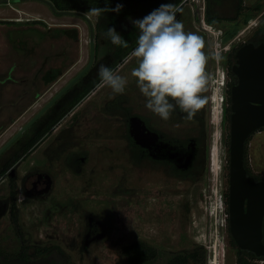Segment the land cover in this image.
<instances>
[{
    "label": "rangeland",
    "instance_id": "rangeland-1",
    "mask_svg": "<svg viewBox=\"0 0 264 264\" xmlns=\"http://www.w3.org/2000/svg\"><path fill=\"white\" fill-rule=\"evenodd\" d=\"M199 3L202 4V0ZM201 4L189 0L182 5L183 11L177 14V19L183 23L186 32L203 39V51L208 56L205 74L216 64L221 67L220 75L222 72L225 75L222 64L225 53L247 41L256 30H264V0H243V8L235 19L209 24L214 31L221 30L223 38L225 32L235 34L228 41L223 40L224 47L230 41L233 45L227 49L222 47L217 55L216 34L201 26L206 0L203 10ZM235 5L236 0L212 1L211 10L230 18L235 15ZM15 6L31 13L43 7L36 1H24ZM19 14L27 17L0 5V17ZM90 15L94 17L92 12ZM72 20L80 22L75 17ZM14 26L0 25V144L7 138L2 132L35 97V92L23 94L19 86L6 82L9 69L15 63H22L21 59L26 57L25 50L19 47V42L24 40L13 45L7 38V28L13 30L9 34L13 36ZM21 26L30 30L37 24ZM80 32V37L85 39L84 28ZM44 45L42 43L37 49L43 52ZM113 49L109 44H98V48L94 44L95 74L101 65L106 66L112 60L109 52ZM215 56L219 57L217 61ZM127 57L114 71L127 79L125 92L113 94L104 82L99 88L100 97H94L83 107L85 116H78L71 126L69 122L63 124V129L68 127V130L62 134L72 132L71 137L63 138L59 143L47 139L21 163L20 174L31 161L36 167L50 171L55 187L45 198H31L18 191L17 221L10 220L8 215L0 220V248L17 250L24 244L31 258H34L30 253L35 248H46V253L34 258L32 264H130L124 250L141 242L156 251V257L146 264H166L176 254L194 251L198 259L188 264H215L214 259L216 264H236L237 250L229 239L225 197L228 192L229 125L222 118L224 105L220 104L218 122H214L211 108L213 123H206L210 163L196 173L181 175L159 165L138 163L129 143L126 115L136 112L138 98L144 97L132 75L139 60L134 51ZM212 85L214 92H218L220 103H224L225 95L219 82ZM43 87L35 89L40 92ZM203 92L207 93L206 86ZM60 100L61 97L53 105H58ZM164 122L161 126L166 131L174 134L184 131L178 123L167 128ZM185 124L186 128L191 127L188 132L194 133L193 124ZM47 146L53 153L45 150ZM55 148L61 151H54ZM246 149L250 172L264 179V127L252 133ZM73 151L86 156L80 172L73 171L67 164L75 157ZM215 152L219 156L218 167L212 163ZM46 163L48 168L43 167ZM9 184L7 178L0 183V197L8 195ZM214 192H217L216 197ZM214 205L218 209H212ZM89 218L98 226L93 221L90 223ZM252 261L264 264V260Z\"/></svg>",
    "mask_w": 264,
    "mask_h": 264
},
{
    "label": "flooded vegetation",
    "instance_id": "flooded-vegetation-1",
    "mask_svg": "<svg viewBox=\"0 0 264 264\" xmlns=\"http://www.w3.org/2000/svg\"><path fill=\"white\" fill-rule=\"evenodd\" d=\"M24 1L39 2L43 6L47 7L51 12V14H53L54 16H67V15H55L50 10L49 6L46 3L38 0H8L6 3H0V5H5L9 7V9L15 13H24L28 15L29 18L20 16L21 14L17 16H4V17H0V25L7 24L8 26H14V25L21 26V25H25V23H30V24L32 23V25L35 23L39 27L37 28V30H39L38 32H40L41 38L44 40L70 39L77 42H79V40L82 39V37H80V34H82L80 31L81 28L82 29L84 28L86 34V38L84 40L88 44L90 42V35L92 28L94 44L97 45L112 44L110 40L106 37L105 35L106 33L100 32L98 30L97 27L98 16L96 15H94V17L92 16L94 18L93 19L89 14L92 11L74 10L84 13L90 22H88L86 19L82 17L70 16L79 19L80 22L68 24V25L49 24L47 21H45L44 18H42L39 15H37L34 18H30V15L32 14H30L29 12H25L15 6V4ZM48 1H50L52 5L57 9L56 4L53 0H48ZM57 10H62V9H57ZM63 10H72V9H63ZM126 26L127 25L119 26V29L123 30L126 28ZM27 29H28L27 27L22 28L20 31L18 30L19 32L18 35L14 34L12 36L11 34V36H9L10 32L12 33L13 30L7 28L6 30V35H8L7 38L11 41H13L15 37L22 40L32 39L33 41H36L38 39L37 36L32 34L29 35L28 34L29 30ZM136 32L138 36L139 33L137 29ZM127 42L133 43L135 41L132 38L127 40ZM244 43H250L249 39ZM244 43L237 44L235 46L236 51ZM20 49L24 51L22 47ZM224 59L225 61L223 60L222 63L224 64V68H225L224 78L226 77L227 79L225 81V84L223 86L220 85L219 87L222 93H224L225 95L224 103L221 102V104L224 105V107H226L229 105L228 97L231 96V88L237 83V77L232 72L236 80L231 87H228V82L231 80L230 71H232V66L235 64L236 58H235V62L232 64L230 63V65L228 63L229 58L224 57ZM94 63L92 62L91 66L87 69V71L73 85L75 88L78 89L77 93L80 92L83 87L82 86L83 84H81L82 82L83 83L93 82L97 78L98 73L97 74L94 73L95 71V68H93L95 66ZM220 68L221 67L217 66L216 64L214 69L210 67L208 74L206 75L207 82L205 86L207 87V93H204L203 91L200 93V95L204 99V104L192 117H189L186 113L180 111V109L177 107L176 110L171 114L170 118L168 120H165L164 122V120L156 117L157 115L153 114L150 110H148L145 107V102H146L145 98H141V99L138 98L137 111L134 112L133 114L128 113L126 115L127 135L129 138V143L131 145L132 151L135 153L138 163H148L149 165L152 166L159 165L164 168L170 169L172 173H177L181 175H186L190 172L196 173L197 170L204 167L206 163L207 164L210 163L211 151L208 150L210 145L209 146L207 145V141L208 140L210 141V138H208L206 123L207 121H211L210 113H211V108L214 106L213 99L215 96L214 94L216 93V92L214 93L212 84L214 82L220 81L219 80ZM97 86L98 84L95 86V88ZM230 105H231V97H230ZM47 112L48 111H46V113L42 116L43 118L41 122L38 123V120L36 119L8 147H6L4 151L0 153V183H3L5 178L9 179L10 181L9 184L10 189L8 195L4 197H0V220L5 215H8L10 220H12L10 215V210L13 203L16 204L18 191L26 194L28 197L31 198H45L46 196H49V194H51L53 188L55 187L53 175L50 173V171L44 169L42 170L36 167V163L34 161H31L28 167L23 168L21 174L18 171L20 170L21 163L25 162L27 157L35 150V148L39 145L41 141L43 140L45 141V139L49 137L52 138L53 142L59 143L61 139L72 136V133L62 134V132L64 130L67 131L68 128L65 129L62 128L63 130L61 129L60 132L52 136L53 129L58 123H56L51 128L50 131L44 132L45 128L48 126L49 122L53 117L52 115L53 112L50 113ZM133 116L137 117L140 120V124L138 126L139 131L137 133L136 140H134L131 137L130 128H129V120ZM163 122H164V126H167V128L168 125H174L175 123H178V125H182L184 131L179 134L177 133L174 134L171 131H166L163 129V126H161ZM211 122L213 123V121ZM185 123L193 124L192 129H194L193 131L194 133L188 132L190 131L188 130V128L191 127L186 128ZM229 134H230V124H229ZM10 138H12V136ZM10 138L8 140H10ZM55 139L57 140L55 141ZM4 144H2L0 148ZM45 150L47 152L49 151L48 153L51 152L53 153V150H51L49 146H47ZM56 150H58L59 152L61 151L60 148L58 149L55 148L54 151ZM71 153H74L75 157L72 160H70V162L68 161L67 164L73 171L80 172L82 165L86 161V156L84 155V153L79 151H73ZM46 166L47 163L43 167ZM34 177L36 178L35 180H33ZM92 221L93 220L91 218L89 222L91 223ZM93 222L94 224H96L95 221ZM96 226H98V224H96ZM21 248H18L17 250L20 251ZM23 248H25L28 257L27 261H24V264H29V258H30L29 252L27 251L25 245H23ZM17 250L15 249L4 250L0 248V264H20L19 262L18 263L15 262V252Z\"/></svg>",
    "mask_w": 264,
    "mask_h": 264
},
{
    "label": "clouds",
    "instance_id": "clouds-1",
    "mask_svg": "<svg viewBox=\"0 0 264 264\" xmlns=\"http://www.w3.org/2000/svg\"><path fill=\"white\" fill-rule=\"evenodd\" d=\"M108 3L105 0V7L94 8L92 13L96 16L108 12L119 14L123 8L121 3L115 7H109ZM182 11V6L165 3L132 21L139 33L134 49L139 63L132 75L146 100L145 107L162 120H168L177 107L192 117L204 104L200 93L207 82L208 56L203 51V39L186 32L177 19ZM105 35L113 45L129 46L115 27H109ZM98 75L113 94L125 92L127 79L114 74L111 68L101 65Z\"/></svg>",
    "mask_w": 264,
    "mask_h": 264
},
{
    "label": "water",
    "instance_id": "water-1",
    "mask_svg": "<svg viewBox=\"0 0 264 264\" xmlns=\"http://www.w3.org/2000/svg\"><path fill=\"white\" fill-rule=\"evenodd\" d=\"M8 0H0L6 3ZM46 3L55 15L77 16L86 19L80 11L57 10L50 1ZM88 63L43 108L22 126L1 148L4 151L26 128L50 105L70 88L91 66L94 56L93 29L90 35ZM236 62L232 72L237 83L231 88V115L228 162V224L229 233L237 248L264 258V180L256 181L244 167V145L247 138L264 127V43H244L235 53ZM140 120H129L131 137L136 140ZM91 218H89L90 220Z\"/></svg>",
    "mask_w": 264,
    "mask_h": 264
},
{
    "label": "trees",
    "instance_id": "trees-1",
    "mask_svg": "<svg viewBox=\"0 0 264 264\" xmlns=\"http://www.w3.org/2000/svg\"><path fill=\"white\" fill-rule=\"evenodd\" d=\"M56 4L57 9H72V10H80V11H92L94 8H100L105 7V0H53ZM182 0H109L108 6L109 7H115L117 3L123 4V8L120 11L119 14H116L114 12H108V13H102L100 16H98V22L97 27L100 32H107L109 27H115L117 32H119L122 37L125 40L132 39L135 41L133 43L128 42V47H120L113 44L111 45L114 49L110 51V55L112 57V60L109 62L107 67L111 68L113 71L116 70L117 66L123 63V60L134 51L136 47V39H137V32L135 29L134 24L132 21L142 18L148 13H150L153 9L159 7L161 4L165 3H173L177 6H179L180 2ZM212 1L218 2L219 0H206V9H205V21L208 24H214L217 22H220L221 20H233L235 19L241 12L243 8V0H236L235 5V15L233 17L227 18L224 16H220L217 14H214L211 10V3ZM127 25L125 29L120 30L119 26ZM128 28V29H127ZM130 28V29H129ZM234 32V31H233ZM237 33V32H236ZM235 34L231 33L228 34L227 32L224 33V39L228 41L232 37H234ZM250 42H253L254 44H259L261 42L264 43V30L258 29L256 30L253 35L249 38ZM96 48H98V45L95 44ZM235 51L236 47L233 46L224 57H228L229 59V65L230 63L235 62ZM225 61V59H224ZM231 72V80L228 82V87H231L235 83V76ZM102 80L100 79L99 75L93 82L88 83H81L83 84L82 89L80 92H78L74 98L69 100V102H66L64 106L60 107L59 110L55 109L58 107V105H53L47 113L53 112V117L51 121L49 122L48 126L45 128L44 132L50 131L51 128L60 121V119L72 109L83 97H85L91 90L95 88L97 84H99ZM75 88L74 86L70 89L72 90ZM69 91V90H68ZM67 94V93H66ZM61 101V100H60ZM229 105L224 107L223 109V118L225 122H228L230 124V115H231V108H230V97H228ZM228 124V125H229ZM252 135V134H251ZM250 135V136H251ZM250 136L245 141L244 145V167L247 171L248 175H252L250 172V169L247 165V142L250 138ZM229 162V160H228ZM254 176L256 181L264 180L260 178L257 175ZM226 204L228 205V192L226 193ZM228 214V209H227ZM11 218L14 222L17 221L16 217V204L13 203L10 210ZM228 232H229V226H228ZM229 239L230 243L236 248L237 250V260L236 264H257L253 262L252 260H264L263 257H257L254 253L246 250H240L237 248V245L232 238V236L229 233ZM263 241H264V221H263ZM22 245V244H21ZM24 245V244H23ZM46 248H35L34 251L30 253L32 257L37 259L38 257L43 256L46 253ZM17 250L15 252V262L24 264V261H27V253L25 248H21V250L18 252ZM124 253L129 258L130 264H146L150 262V260L154 259L156 257V251L153 248H150L146 246L144 243H136L131 246H128L125 248ZM34 258H29V264H32L34 261ZM198 259V254L194 252H189L185 254H176L172 256V258L166 263V264H188L191 262H196Z\"/></svg>",
    "mask_w": 264,
    "mask_h": 264
},
{
    "label": "crops",
    "instance_id": "crops-1",
    "mask_svg": "<svg viewBox=\"0 0 264 264\" xmlns=\"http://www.w3.org/2000/svg\"><path fill=\"white\" fill-rule=\"evenodd\" d=\"M25 12L30 11L26 10ZM30 14H32L30 15V18H34L39 15L49 24L68 25L77 23V21L72 20L73 17L71 18L70 16H54L45 6L38 11L33 10ZM89 14H91V12ZM27 17L29 18L28 15ZM64 17L67 19H64ZM22 28L25 27H14V34L18 35V30L20 31ZM37 28L39 27L32 26V29H30L28 33L29 35H36L38 38L36 41L27 39L24 40V42H19V47L26 50V57L23 58L24 60L21 59V61H23L22 63L18 65L15 63L14 66L9 69L6 76L8 78L6 82H11L13 85L19 86L22 89L21 92L23 94L29 93L30 91L35 92V97L32 99L34 101L28 103L26 107L23 108V111H20L19 115H17L16 120L13 121L12 125L2 132L4 136H7L6 140L2 144H4L17 132V130H19L37 112H39L59 90H61L76 74H78V72H80L89 60L90 46L83 38L80 39L79 42L70 39L44 40L41 38V34L38 32L39 30H37ZM16 41H22V39L15 37L12 41L13 45L16 44ZM42 43L45 44L43 52L41 49H37V47L41 46ZM103 83L104 82L101 81V83L94 90H91L60 119L58 124L53 129L52 136L63 128L64 123L69 122L71 126L72 121L78 118V116L80 118L85 116L83 107H85L88 102L92 101L94 97H100L98 96L100 93L99 88L103 85ZM40 86L44 87L40 90V92L36 91L38 89L35 88H39ZM72 86L60 96L61 102L55 111L59 110L60 106H63L64 103L69 102V100L75 97L78 89L73 88L70 90ZM53 104L37 118L38 123L42 121V116L53 106ZM47 139H45V141H41L28 157H30L42 143L46 142ZM2 144H0V146Z\"/></svg>",
    "mask_w": 264,
    "mask_h": 264
},
{
    "label": "built area",
    "instance_id": "built-area-1",
    "mask_svg": "<svg viewBox=\"0 0 264 264\" xmlns=\"http://www.w3.org/2000/svg\"><path fill=\"white\" fill-rule=\"evenodd\" d=\"M189 0H182L181 2H180V4H179V6H182L183 4H186L187 2H188ZM196 1V3H198V4H201V3H199V2H201V0H195ZM201 7H202V10L204 9V0H202V4L200 5ZM200 22H201V26H202V28L204 29V30H206V31H210V32H213V34H216V40H215V52H216V55H217V53L219 52V49H221L222 47H224L223 46V40H224V38H223V36L221 35L222 34V32H221V30H217V31H214L213 29H212V27L208 24H206L205 23V18L203 19H201L200 20ZM233 43V41L231 42L230 41V43L227 45V46H225L224 48H229L231 45H233L232 44ZM217 57L218 56H215V60L217 61L218 59H217ZM225 78H224V73L222 72L221 73V75H220V81H219V85H221V86H223L224 84H225ZM217 196V192H214V197H216Z\"/></svg>",
    "mask_w": 264,
    "mask_h": 264
},
{
    "label": "bare ground",
    "instance_id": "bare-ground-1",
    "mask_svg": "<svg viewBox=\"0 0 264 264\" xmlns=\"http://www.w3.org/2000/svg\"><path fill=\"white\" fill-rule=\"evenodd\" d=\"M241 33V32H240ZM215 93V92H214ZM215 96H214V106H213V120H214V122H218L217 121V118H218V116H219V114H220V100H219V98H218V95H217V92L214 94ZM219 156L217 155V152H215L213 155H212V163H213V165L214 166H219V164H220V162H219V158H218ZM217 206L216 205H214V207L212 208V209H214V210H216V209H218V208H216ZM212 263V262H211ZM213 263H215L216 264V260L214 259V261H213Z\"/></svg>",
    "mask_w": 264,
    "mask_h": 264
}]
</instances>
